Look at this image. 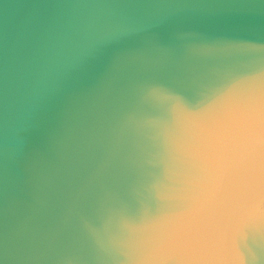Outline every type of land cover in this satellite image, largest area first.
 I'll list each match as a JSON object with an SVG mask.
<instances>
[{
	"label": "water",
	"instance_id": "95a60500",
	"mask_svg": "<svg viewBox=\"0 0 264 264\" xmlns=\"http://www.w3.org/2000/svg\"><path fill=\"white\" fill-rule=\"evenodd\" d=\"M261 58L264 0H0V264H225L221 230L229 264H264L241 226L264 138L193 119L261 89Z\"/></svg>",
	"mask_w": 264,
	"mask_h": 264
},
{
	"label": "bare ground",
	"instance_id": "6f19581e",
	"mask_svg": "<svg viewBox=\"0 0 264 264\" xmlns=\"http://www.w3.org/2000/svg\"><path fill=\"white\" fill-rule=\"evenodd\" d=\"M248 70H245V72ZM249 72L255 73L258 75L259 79H256L261 86V89L255 90L257 87L248 88L245 91L240 92L234 99V102H226L224 109L223 106L220 104H209L206 110H202L200 114H198L196 121H199L202 125L209 126H218L222 127L226 124H231L232 130L236 132L239 136H243L245 140L249 138V135L252 134V130L256 126H260L261 122L264 121V59L261 58L254 67ZM247 74L242 75L241 77H245ZM262 78V79H261ZM264 123V122H263ZM262 125V124H261ZM201 138L202 135L198 134L195 135L191 142L190 147L195 148L197 147V139ZM214 137L209 139L208 142L203 144L197 150L196 156L191 161V169H194V172L198 173L199 175H204L207 173L208 168L211 164V149L213 146ZM162 142H158L154 145L150 155L148 156L149 159H154L156 157H160L161 150H162ZM261 157L258 156L254 159L251 163L254 164L258 161ZM142 159V156L140 157ZM144 159H142L143 161ZM193 172V173H194ZM246 172V171H245ZM245 175V173H244ZM243 174L239 175L236 181L243 180ZM187 186L181 183L179 186V191L186 192ZM147 194V193H145ZM172 195V194H171ZM193 197V195H192ZM190 196L187 200L189 202L186 205V209H190L194 206L193 199ZM264 200V197L258 201H256L252 206H250L246 212L242 216V233L245 242H248L249 247L257 249L260 251L264 249V223L260 226H257L255 229L249 227L248 223L246 222L248 213L255 207L259 202ZM141 203H144L143 199L140 200ZM191 201V202H190ZM180 224H174V228L179 227ZM124 229H121L119 232V238L121 240H125V233L123 232ZM159 233H163L165 229L159 228L157 230ZM213 244L216 246V256L222 255L225 264H229L225 252H224V243H223V232H219L216 237L211 239Z\"/></svg>",
	"mask_w": 264,
	"mask_h": 264
},
{
	"label": "rangeland",
	"instance_id": "374dc122",
	"mask_svg": "<svg viewBox=\"0 0 264 264\" xmlns=\"http://www.w3.org/2000/svg\"><path fill=\"white\" fill-rule=\"evenodd\" d=\"M264 122V121H263ZM263 122H261V124H259L260 126H256V127H254L253 128V130H252V134H250L249 135V138L246 140V141H254L257 137H259V136H263V138H264V123ZM199 193L198 194H196V195H194L193 197H192V199H193V204H196V202H197V200H198V198H199ZM207 200V199H206ZM263 201V200H262ZM261 201V202H262ZM261 202H259L255 207H253L252 209H255V208H257L259 205H260V203ZM246 222H247V220H246ZM248 223V222H247ZM178 228H180V226L178 227ZM126 252L127 253H129L130 255H128V256H130L131 257V259L132 258H134V255H133V253H134V251H133V249L131 248V247H129L127 250H126ZM195 252H189V251H185V255H184V258H189V257H191L192 256V254H194ZM216 256V255H215ZM216 257H221L222 259H223V256L222 255H218V256H216ZM131 259H130V262L129 263H131ZM223 262H224V260H223ZM225 263V262H224Z\"/></svg>",
	"mask_w": 264,
	"mask_h": 264
}]
</instances>
